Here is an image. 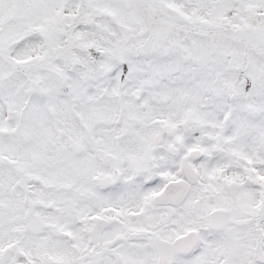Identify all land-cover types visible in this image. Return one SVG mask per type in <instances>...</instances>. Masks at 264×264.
Masks as SVG:
<instances>
[{
    "label": "snow or ice",
    "instance_id": "6c2138e0",
    "mask_svg": "<svg viewBox=\"0 0 264 264\" xmlns=\"http://www.w3.org/2000/svg\"><path fill=\"white\" fill-rule=\"evenodd\" d=\"M0 264H264V0H0Z\"/></svg>",
    "mask_w": 264,
    "mask_h": 264
}]
</instances>
